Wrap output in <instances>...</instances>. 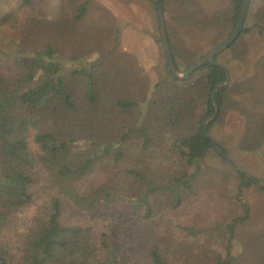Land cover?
<instances>
[{
    "label": "trees",
    "instance_id": "trees-1",
    "mask_svg": "<svg viewBox=\"0 0 264 264\" xmlns=\"http://www.w3.org/2000/svg\"><path fill=\"white\" fill-rule=\"evenodd\" d=\"M158 1L180 71L204 54L188 49L179 29L217 27L223 40L234 30L243 4L230 0L229 10L208 16L201 0ZM254 1L251 25L218 56L220 61L223 56L229 65L244 63L248 48L242 38L254 28L264 32V0ZM150 3L160 22L157 3ZM88 6L87 0L78 4L76 19L87 14ZM109 37L118 38L113 32ZM118 41L111 48L104 40L98 57L79 65L74 61L89 55L93 45L68 58L45 42L33 53L15 55V74L0 72L4 264H175L172 235L159 229V215L169 218L184 206L198 183L210 185L212 167L206 158L211 152L227 161L205 134V120L218 106L208 122L211 132L228 111L238 110L247 121L242 149L258 150L264 143V54L253 62L251 76L232 78L217 89L227 79L221 65L207 62L186 80L173 76L168 65L170 78L155 83L152 95L142 98L147 103L142 115L135 76L140 68L131 53L125 56L121 50L126 59H115ZM69 61L74 65L66 69ZM236 173V199L244 214L226 224V255L213 264H239L233 242L237 226L250 217L241 196L254 179ZM32 206L21 228L20 215ZM69 206L77 220L65 217ZM201 232L191 230L195 236Z\"/></svg>",
    "mask_w": 264,
    "mask_h": 264
},
{
    "label": "rangeland",
    "instance_id": "rangeland-1",
    "mask_svg": "<svg viewBox=\"0 0 264 264\" xmlns=\"http://www.w3.org/2000/svg\"><path fill=\"white\" fill-rule=\"evenodd\" d=\"M83 1L86 0H31L30 3L26 0H0V72L15 74V55L19 52L33 53L45 42L51 41L68 58L74 52L79 53L88 45H93L94 50L89 55L74 61L75 65H79L98 57L99 51L104 48L100 47L104 40L111 48L119 40L115 59L125 60L124 54L130 56V53L137 59L140 69L135 76L137 89L141 91L140 110L144 115L147 103L142 98L152 95L155 83L170 78L160 22L150 3L153 0H87V14L78 20L77 6ZM256 3L251 0L244 26L251 25L248 17L254 12ZM201 8L210 16L217 11L229 10L230 0H201ZM179 31L184 45L197 55L205 56L222 38L218 36L217 27L210 30L180 28ZM111 32L117 35V40L109 37ZM242 40L248 48L244 63L237 60L229 65L228 61L222 62L228 57L222 56V61L218 59L226 63L230 70L229 82L232 78L251 76L254 73L253 62L264 54V32L254 28ZM121 50L124 54L120 53ZM72 64V61L67 62L66 69ZM246 124L240 111L230 110L222 123L214 125L210 134L227 151L224 153L226 156L222 154L227 161L211 152L206 158L207 166L212 167L210 185L198 183L196 194L185 197L184 206L171 211L169 218L159 215V229L172 235V259L175 264H213L218 257L226 255V224L244 214L243 205L236 199L238 170L229 164V160L254 179L252 186L243 188L241 197L243 203L249 206L250 217L237 226L233 251L239 264H264L261 257L264 256V190L260 189V184H264V143L258 150L242 149ZM34 209L35 206H32L20 215L21 228L27 224ZM73 214L74 209L69 206L65 217L77 220L78 215ZM199 228H202L199 235L191 234L192 229ZM139 230H142L140 225L137 226Z\"/></svg>",
    "mask_w": 264,
    "mask_h": 264
},
{
    "label": "water",
    "instance_id": "water-1",
    "mask_svg": "<svg viewBox=\"0 0 264 264\" xmlns=\"http://www.w3.org/2000/svg\"><path fill=\"white\" fill-rule=\"evenodd\" d=\"M154 2L157 3L158 8H159V17H160V28H161V34H162V41H163V46L166 52V56H167V60H168V64L169 67L171 69V72L173 73V75L179 79H185L187 78L190 74H192L193 72H195L198 68H200L202 65H204L207 62H212L214 64H218L221 65L227 73V79L226 81L218 84L216 86V89L223 85L224 83H229L231 75H230V70L229 68L222 62H220L217 57L225 50L227 49L232 43H234L236 41V39L240 36V34L242 33V30L244 28V24L245 21L247 19L249 10H250V6H251V0H243V4H242V8L240 11V15L237 21V24L234 28V30L232 31V33L228 36H226L223 40H221L220 43H218L209 53H207L205 56H203L202 58H199L190 68H188L185 72L181 73L178 68L177 65L175 63L174 60V56L172 53V50L170 48V44H169V40H168V31H167V23H166V17H165V12H164V7L163 5L158 1V0H153ZM219 112V107L216 106V113L212 116H210L209 118H207V120L205 121V134L209 137H211V139L214 141L218 151L221 154H224V152L220 149V147L218 146L217 142L215 141V139L212 137V135L210 134V132L207 130V126H208V122L214 118ZM225 155V154H224ZM226 156V155H225ZM229 160V159H228ZM229 164L234 168L237 169L238 171H242L244 173H246L249 177H251L247 172H245L244 170L237 168L230 160H229ZM252 178V177H251ZM260 186H264V184H260ZM0 264H4L3 261L0 259Z\"/></svg>",
    "mask_w": 264,
    "mask_h": 264
}]
</instances>
